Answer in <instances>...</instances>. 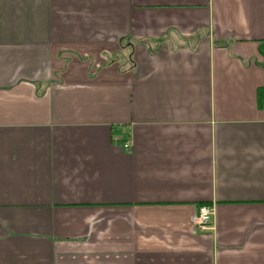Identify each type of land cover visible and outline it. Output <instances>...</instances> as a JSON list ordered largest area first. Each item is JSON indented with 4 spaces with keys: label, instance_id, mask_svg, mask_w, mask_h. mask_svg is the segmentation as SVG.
<instances>
[{
    "label": "crops",
    "instance_id": "0c3cea01",
    "mask_svg": "<svg viewBox=\"0 0 264 264\" xmlns=\"http://www.w3.org/2000/svg\"><path fill=\"white\" fill-rule=\"evenodd\" d=\"M263 45L264 0H0V264H264Z\"/></svg>",
    "mask_w": 264,
    "mask_h": 264
},
{
    "label": "built area",
    "instance_id": "2783aa9c",
    "mask_svg": "<svg viewBox=\"0 0 264 264\" xmlns=\"http://www.w3.org/2000/svg\"><path fill=\"white\" fill-rule=\"evenodd\" d=\"M130 148L129 143L124 145V149ZM214 210L208 205H202L198 208L197 214L193 217L192 223L195 229L200 233H206L213 230Z\"/></svg>",
    "mask_w": 264,
    "mask_h": 264
},
{
    "label": "trees",
    "instance_id": "16d2710c",
    "mask_svg": "<svg viewBox=\"0 0 264 264\" xmlns=\"http://www.w3.org/2000/svg\"><path fill=\"white\" fill-rule=\"evenodd\" d=\"M260 53L264 56V45L261 46ZM258 105L261 108L264 107V89L258 91Z\"/></svg>",
    "mask_w": 264,
    "mask_h": 264
}]
</instances>
